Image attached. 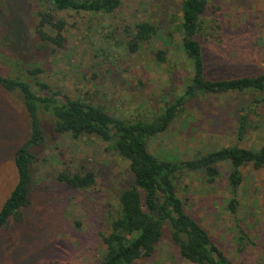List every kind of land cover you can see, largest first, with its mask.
Returning <instances> with one entry per match:
<instances>
[{"label":"rangeland","instance_id":"obj_1","mask_svg":"<svg viewBox=\"0 0 264 264\" xmlns=\"http://www.w3.org/2000/svg\"><path fill=\"white\" fill-rule=\"evenodd\" d=\"M183 0H123L111 15L55 12L67 20L65 42L45 44L37 25L40 0H0V71L31 80L27 69L73 99L98 103L127 120H156L165 104L192 84V65L175 26ZM199 40L208 78L258 75L264 72V0H210ZM140 21L158 25L154 37L137 53L125 44L126 26ZM165 51V59L157 57ZM249 93L197 94L169 128L149 138L158 157L189 160L212 149L264 143V104L239 139L237 116L248 105ZM45 141L34 149L31 202L24 220L0 230V264H96L119 207L123 189L133 184L129 162L96 136L73 138L53 129V118L42 113ZM256 126V125H255ZM29 132V120L18 91L0 85V208L17 183L15 153ZM70 169L92 170L97 182L90 189H71L58 174ZM209 182L203 171L178 174L177 192L186 210L235 264H264V168H242L243 182L235 211L229 208L234 190L229 165ZM80 222V225L77 224ZM132 264H194L186 260L164 234L154 254Z\"/></svg>","mask_w":264,"mask_h":264},{"label":"trees","instance_id":"obj_2","mask_svg":"<svg viewBox=\"0 0 264 264\" xmlns=\"http://www.w3.org/2000/svg\"><path fill=\"white\" fill-rule=\"evenodd\" d=\"M43 9L38 12L37 32L45 44L63 47L68 22L56 17L55 12L74 11L111 15L123 0H40ZM210 0H183L180 22L175 29L181 37L182 49L192 65V84L185 92L165 104L156 120H127L98 103L73 99L62 90L55 89L39 78L40 67L27 69L29 79L6 76L0 71V85L21 94L29 120V132L15 153L18 179L0 208V230L10 220L22 222L24 208L31 202L32 168L36 161L34 149L45 141L42 113L53 118V129L73 138L96 136L107 143V149L118 152L129 162L133 184L121 191L119 207L110 221L107 232L101 237L105 245L102 259L96 264H132L150 257L164 234L165 225L171 229V239L181 255L194 264H235L212 241L207 229L188 213L177 192L178 174L183 170L203 171L209 182L221 175L220 165H229V181L234 196L229 208L235 211L236 191L243 182L242 168L251 164L264 168V143L259 148L230 145L200 153L189 160L161 158L152 153L148 140L166 131L170 124L185 111L190 97L199 94L249 93L251 101L237 116L239 139L249 128L258 127L252 120L264 104V72L225 78L206 76L205 58L199 37L205 30V17ZM125 44L132 54L144 44L159 36V27L150 21H140L126 26ZM165 51L158 50L157 57L164 61ZM256 125V126H255ZM58 180L69 188L90 189L97 182L92 170L61 171ZM80 225V222H77Z\"/></svg>","mask_w":264,"mask_h":264}]
</instances>
